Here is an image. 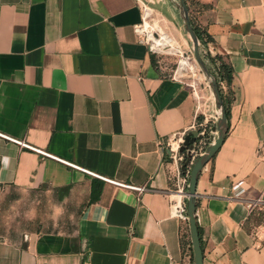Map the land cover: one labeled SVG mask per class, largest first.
<instances>
[{
    "label": "crops",
    "instance_id": "obj_1",
    "mask_svg": "<svg viewBox=\"0 0 264 264\" xmlns=\"http://www.w3.org/2000/svg\"><path fill=\"white\" fill-rule=\"evenodd\" d=\"M185 2L233 72L196 183L203 264H264V0ZM156 10L184 42L176 1ZM141 20L137 0H0V264H193L168 145L218 109L156 65Z\"/></svg>",
    "mask_w": 264,
    "mask_h": 264
},
{
    "label": "water",
    "instance_id": "obj_2",
    "mask_svg": "<svg viewBox=\"0 0 264 264\" xmlns=\"http://www.w3.org/2000/svg\"><path fill=\"white\" fill-rule=\"evenodd\" d=\"M178 7H179L180 17L184 25V29L187 32L192 44V53L194 59L196 63L199 65L203 74L205 75V78H207L208 80L210 90L214 98L215 106L219 111V117L214 127V130L216 131V136L212 141V143L207 147L205 153L199 158H197L194 161L193 165L191 166V169L189 171L188 187L186 192V196H187L186 214L188 217L190 240L193 250V264H203V252L201 249L200 237L197 230L196 217H195L196 183L202 168L211 159V157L215 154V152L219 149V147L223 143L225 135L228 131V123H227V117L225 113L223 100L220 96V91L217 82L215 78L211 75V73L208 71L207 67L205 66L199 54V47H198L199 43L190 22L188 7L185 0H178ZM199 129L200 126L197 127L196 129L189 130V132L184 135L183 142L179 147L180 152H183L184 150H190L193 147V143L198 139ZM189 158L190 156L186 154V157L182 161L180 166L182 172L186 171V165L189 162Z\"/></svg>",
    "mask_w": 264,
    "mask_h": 264
},
{
    "label": "built area",
    "instance_id": "obj_3",
    "mask_svg": "<svg viewBox=\"0 0 264 264\" xmlns=\"http://www.w3.org/2000/svg\"><path fill=\"white\" fill-rule=\"evenodd\" d=\"M137 1H138V3L141 6L142 20H141V22L138 25L135 26V32L141 36L142 42H144L147 45L148 50H149V52L151 54L157 55L159 53L165 52L166 47H170V45L165 46L163 48V50H159L160 45L154 44V38L155 37L156 38H160L159 31H155V32L152 31L150 33V35H149V33L146 30H142V26L144 25V13H145V10L149 6H148V4H146L144 2V0H137ZM152 15H153V9L151 8L150 17L148 18L149 21L153 20L152 19V17H153ZM154 21H155V19L153 20V22ZM175 47L180 49L179 46H175ZM180 54L183 55L184 52L181 51ZM184 56H189L190 57L189 54L188 55H184ZM195 68H196V64H195ZM181 74H183V71H182ZM181 74L177 73V69H176L171 77L175 78V79H180L179 76ZM207 86L210 87L208 81H207ZM192 93H193V96L195 98H198L197 91L195 89H194V91ZM218 117H219V111H217V113L214 116V118H212V119H204V120H202L201 122H199L198 124L195 125L194 129H196L197 127L200 126V129L198 131V139L193 143V147L190 150H186L187 154L190 156V158H189L188 164L186 165V171L185 172L181 171L180 166H181L182 161L185 159L186 155L182 154L179 151V147H180V145L183 142L184 134H181L180 136H177L176 138H174L169 143V145H168L169 150H170L169 157L172 160V162L175 163V166H176V168H175L176 176H175L174 188H173V190L176 192V194H180V196H186L187 187H188V179H189V171L191 169V166L193 165L194 161L197 158H199L200 156H202L205 153L207 147L214 140V138L216 136V131L214 130V128L211 129L209 124L211 122H216ZM0 135L2 136V134H0ZM17 143H19L23 147H27V148L33 149V150H35V151H37V152H39V153H41L43 155H49L48 153L43 152V151H41V150H39L37 148H34V147L24 143V142L17 141ZM64 162L67 163L68 165L74 167V168L80 169L82 171H86L83 168H80V167H78V166H76V165H74V164H72L70 162H67V161H64ZM93 175H96V174H93ZM97 177H99V178H101V179H103L105 181L111 182L113 184H117V185H120V186H123V187H127L129 189L135 190L139 194L142 193L145 190V186L144 185H142V186L127 185V184H122V183L116 182L114 180H110L108 178H104V177H102L100 175H97ZM170 212H171V214L173 216H177V217H179L181 219L185 220V219L188 218L187 214H186V207H185L184 203L181 202V200H179V199L178 200H173L171 202V204H170ZM257 235H259V231H257Z\"/></svg>",
    "mask_w": 264,
    "mask_h": 264
},
{
    "label": "rangeland",
    "instance_id": "obj_4",
    "mask_svg": "<svg viewBox=\"0 0 264 264\" xmlns=\"http://www.w3.org/2000/svg\"><path fill=\"white\" fill-rule=\"evenodd\" d=\"M166 1L167 0H144V2L153 9L152 19H155L158 22V25L161 30L169 34L171 39H173V41L171 42L172 45L174 47L179 46L181 51L184 52L183 55L189 54L190 57L193 59V62H195V70L192 71L190 69H186L183 71V74L179 76V78L189 85L191 91H194L195 89L197 91V95L199 97H202L204 88L209 89L210 87L207 86L208 80L207 78H205V75L203 74L202 70L194 59V56L192 54V44L187 32L184 29V25L181 26L184 31V33L182 32L185 40L183 42V40L181 41L175 38V36L173 35V32H175L174 26L156 10V8L165 6ZM153 20H150V22L153 23ZM169 48L170 47H166L165 52L154 55V59L157 62L156 65L161 66L163 71H165L167 75L172 76L179 65L181 54L178 52H174L175 50H170V52H167V49Z\"/></svg>",
    "mask_w": 264,
    "mask_h": 264
},
{
    "label": "trees",
    "instance_id": "obj_5",
    "mask_svg": "<svg viewBox=\"0 0 264 264\" xmlns=\"http://www.w3.org/2000/svg\"><path fill=\"white\" fill-rule=\"evenodd\" d=\"M178 5V0H175ZM191 25L195 32V35L198 40V47H199V54L207 67L208 71L211 75L215 78L219 91L220 96L223 100L225 113L227 117V122L229 120L230 115V105L233 100V91H232V80H233V72L232 68L229 63L223 58V56L219 54H212L208 50L207 43L210 40V36L205 29L197 25L191 18H190ZM155 61V59H153ZM155 63V62H154ZM200 119V118H198ZM197 122L196 124H198ZM216 125V122H211L209 124L210 128L213 129ZM182 154L186 155L187 151L184 150L181 152ZM186 200L187 196L184 197L183 203L186 207ZM198 233L199 229L197 228ZM192 252V259H193V250L192 246H190ZM83 264V263H82Z\"/></svg>",
    "mask_w": 264,
    "mask_h": 264
},
{
    "label": "bare ground",
    "instance_id": "obj_6",
    "mask_svg": "<svg viewBox=\"0 0 264 264\" xmlns=\"http://www.w3.org/2000/svg\"><path fill=\"white\" fill-rule=\"evenodd\" d=\"M150 12H151V8L148 7L146 10H145V13H144V25L142 26V30H146L149 35L152 31H159V34H160V38H154V44H158L160 45L159 47V50H163V48L165 46H168L170 45V48L167 49V52H170V50H175L174 52H181L180 49H178L177 47H174L172 45V41L173 39H171L170 35L163 32L161 30V28L159 27L158 25V22L155 20L153 23H151L148 18L150 17ZM173 38V37H172ZM181 59L179 61V65H178V68H177V73L181 74L182 71L186 70V69H190V70H194L195 69V64L193 62V59L189 56H184V55H181Z\"/></svg>",
    "mask_w": 264,
    "mask_h": 264
}]
</instances>
